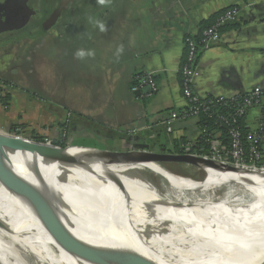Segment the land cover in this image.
Segmentation results:
<instances>
[{"label": "crops", "instance_id": "crops-1", "mask_svg": "<svg viewBox=\"0 0 264 264\" xmlns=\"http://www.w3.org/2000/svg\"><path fill=\"white\" fill-rule=\"evenodd\" d=\"M63 1L27 2L35 11L41 8V27L0 43V77L12 84L5 90L0 128L21 127L26 135L57 142L68 119V144L117 149L126 132L136 129V141L155 150L177 153L184 144L195 153L200 117L175 121L169 133L160 122L187 104L179 74L184 37H200L204 21L234 5L240 7L237 19L220 28L209 48L199 49L194 89L217 96L264 87V0H111L105 6L70 0L50 22ZM97 21L107 30L101 32ZM120 45L124 52L117 59ZM79 49L95 55L78 60ZM148 73L156 90L132 92L136 77ZM258 115L251 108L245 126L251 128ZM223 137L212 131L215 147L224 144Z\"/></svg>", "mask_w": 264, "mask_h": 264}, {"label": "bare ground", "instance_id": "bare-ground-1", "mask_svg": "<svg viewBox=\"0 0 264 264\" xmlns=\"http://www.w3.org/2000/svg\"><path fill=\"white\" fill-rule=\"evenodd\" d=\"M0 168V221L8 227L0 226V264H98L68 252L32 203L3 183L7 179L26 182L46 195L60 190L91 216L80 222L69 210L58 214L72 238L86 244L75 248L91 256L104 248L138 254L153 264H264V170H216L211 172L218 174L215 180L196 182L151 162L46 165L24 153L7 154ZM145 169L168 180L179 196L171 198L151 183L141 173ZM56 174L62 182L58 188ZM234 183L242 184L240 193L231 189L215 197L218 187ZM185 192L192 194L190 199H182ZM94 222L100 223L96 230ZM129 259L118 257L112 264Z\"/></svg>", "mask_w": 264, "mask_h": 264}, {"label": "water", "instance_id": "water-1", "mask_svg": "<svg viewBox=\"0 0 264 264\" xmlns=\"http://www.w3.org/2000/svg\"><path fill=\"white\" fill-rule=\"evenodd\" d=\"M69 1L70 0H64L56 9V11L54 12L56 17L59 16L60 11L66 6ZM27 2L28 0L0 1V25L4 23L6 25L8 24L9 26L7 29L0 27V32L15 27L19 28L27 24L28 18L34 13L33 7L30 6ZM55 16H53L52 14L51 22L54 20ZM18 19L22 21L15 25L13 22ZM2 41L3 38L0 39V43ZM141 91L151 92L148 87L143 88ZM122 140L124 142V145H122L120 149H101L74 144H67L65 146L46 145L43 143L32 142L18 136H12L8 133L5 134L0 132V160L5 159L7 154L24 153L34 155L46 165L51 164L54 161L60 162L63 165L70 166L81 165L84 162L90 161H103L108 164L121 162H151L157 164L165 172L179 177L184 176L175 174L172 171L168 170L163 166V163L176 162L192 165L203 170L206 174L207 172H214L216 170L218 172L242 171L246 173L264 170V168L239 167L226 161H220L204 155L190 153L189 150H186V152L184 153L167 152L164 150V148H160L159 150L155 151V148H153L149 144L138 143L136 141L138 140V136L134 134L126 135L122 138ZM1 171L2 170L0 168V179L3 180V177H1ZM214 175L218 174L216 173ZM205 178L199 180L198 182L204 181ZM58 180L59 177L56 174L55 178L53 177V182L56 188L60 187V185L62 184V182H58ZM3 183L6 186H9L11 192L20 194L27 198L36 209L38 218H40V220L48 226V229L51 230V232L55 233L57 239L61 242V244L65 246L67 251L76 255L77 257H81L84 255L86 259H96L98 264H112L116 260L118 261V257H125L130 255L129 261H121L117 262V264H153L144 257L130 252H121L117 250H115L114 252H109L104 250V248H101L99 254H97L96 256H91V253L87 252V250L83 251V249H76L75 247L82 248L81 245L85 246L86 244L76 239L74 240L68 233V231L62 226L58 219V216L65 211L68 212V210L71 214V218L77 219L80 222L87 220L89 222L91 216L86 214V212H84L83 210L78 209L74 204L67 200L60 190H51L48 192V195H46L47 193L45 194L36 191L26 182L21 183L17 180L7 179ZM99 224V222H94L93 229L96 230ZM0 226L3 228H8L2 221H0Z\"/></svg>", "mask_w": 264, "mask_h": 264}, {"label": "built area", "instance_id": "built-area-1", "mask_svg": "<svg viewBox=\"0 0 264 264\" xmlns=\"http://www.w3.org/2000/svg\"><path fill=\"white\" fill-rule=\"evenodd\" d=\"M239 6H230L219 13L214 22L204 28L200 37L194 38L190 34L184 37L186 54L183 63L179 68L181 79V91L186 99V107L178 112H171L163 121L160 122L169 133L172 130V124L175 121L185 120L191 117L199 118L203 115L211 120L213 128L200 126L198 142H205L211 147L210 154H199L209 158L226 161L230 164L243 168H264L262 163V145L264 142V87L256 85L247 92L231 95H204L200 96L194 89L195 78L198 76L197 57L199 49H207L220 37V28L227 22H233L239 14ZM12 84L0 77V109L5 107V90ZM148 87L151 92L156 90L155 81L150 73L136 77L135 84L131 86V91L136 92L139 89ZM217 105L226 108L225 113L214 109ZM257 107L259 110L258 118L251 128L247 137V146L244 143L240 121L244 119L251 108ZM69 116V114H68ZM68 119L62 125L60 137L54 142L49 137H40L33 134H24L21 127L12 130L0 128V132L8 133L12 136H18L32 142L43 143L46 145L65 146L68 144L67 129ZM224 131L229 140V146L222 145L219 148L214 146L212 141V131ZM136 133V129L126 132V135ZM201 150L203 146H200ZM177 153H184L188 149L184 144L179 147Z\"/></svg>", "mask_w": 264, "mask_h": 264}, {"label": "rangeland", "instance_id": "rangeland-1", "mask_svg": "<svg viewBox=\"0 0 264 264\" xmlns=\"http://www.w3.org/2000/svg\"><path fill=\"white\" fill-rule=\"evenodd\" d=\"M33 33H35V31ZM68 114H69V116H68ZM68 114H67V117L70 118L71 113L68 112ZM121 147H118L117 149H120ZM157 150H155V151H157ZM171 167L175 171H180V172H183V173H187L188 175H194L197 172V169H195L191 165L189 166V165L183 164V163L173 164ZM141 173L144 175V177H146L149 181H151V183H153L154 185H156L157 187H159V189H161L164 192L167 191L166 192L167 195L168 196L171 195L170 196L171 198H174L175 199L177 196H179L178 193H176V192H174V191L171 190V188H170L171 185H170V183H169L168 180L162 179L161 176H159L157 174H154V173L150 172L147 169L143 170ZM196 176H198V175H196ZM187 178H190V177H187ZM216 178L217 177L214 174H212L211 172H207L206 178L202 182H211V181L215 180ZM191 179H193V178H191ZM193 180H196V182L199 181V179H195V178ZM240 185H242V184H240ZM240 185L234 183V184H229V186L228 185L227 186H220V187L217 188V190L215 191L214 195L217 198L224 197L228 193V191L231 190V189L234 191V193L238 194L241 191V186ZM183 195L185 197H182V199H184V198L190 199V197H188V196H190L192 194L185 192ZM242 196L244 197L245 201H247V200L249 201V197H247V195L242 194ZM200 197L204 198V196H200ZM151 235L152 234H150V235L148 234L147 235L148 238H152Z\"/></svg>", "mask_w": 264, "mask_h": 264}, {"label": "trees", "instance_id": "trees-1", "mask_svg": "<svg viewBox=\"0 0 264 264\" xmlns=\"http://www.w3.org/2000/svg\"><path fill=\"white\" fill-rule=\"evenodd\" d=\"M216 16L214 17V19H210L208 21H204L202 23V28H206L209 25H211L214 22ZM214 109H217L219 112H223V113H225V111H226V108L222 107L221 105H217L216 107H214ZM225 114H227V113H225ZM200 123H201V126H206L208 129L209 128H213V124H212L211 120L208 119L207 117L203 116V115H200ZM240 125H241V131H242L243 140H244L245 145L247 146V143H248L247 137H248L250 131H249V128L246 127L245 124H243V120L240 121ZM218 131H220V130H218ZM220 132L224 136L223 137L224 145H226V147H228L229 146L228 138L226 137L224 131H220ZM61 146H64V145L62 144ZM200 146H203L204 149H207V145L205 144V142L202 143L200 141L197 143V147L198 148L191 147V149H192V151H195V152H197L199 154L207 153V151L204 152V151L200 150V148H199ZM176 152H179V151H176ZM208 154H210L209 151H208ZM173 164H177V163L176 162H164L163 166L165 168H167L168 170L172 171L173 173L178 174V175H182V176H185V177H190V178H193V179L195 178V179H199V180H202V179H204L206 177V173L203 170H201V169H199V168H197L195 166L191 165L192 167L197 169V172L194 175H188L187 173H183V172H180V171L173 170L172 167H171ZM196 175H198V176H196Z\"/></svg>", "mask_w": 264, "mask_h": 264}, {"label": "flooded vegetation", "instance_id": "flooded-vegetation-1", "mask_svg": "<svg viewBox=\"0 0 264 264\" xmlns=\"http://www.w3.org/2000/svg\"><path fill=\"white\" fill-rule=\"evenodd\" d=\"M31 1L32 0H28V3H30ZM40 10H41L40 7H39V9L37 8L36 11L34 10V13L28 18V21H27L26 25H24L22 27H19V28L15 27V28L0 32V39L1 38H5L6 40L12 41V40H15L17 38V36L20 35V34L24 35V34L28 33V35H29V34L33 33L34 31H36L35 30L36 27H41V23L38 20V16L40 14ZM54 15L55 14L53 12V16ZM20 19L14 21L13 23L15 25H17L18 23H20L22 21ZM0 27L7 29L9 26H8V24L6 25V24L3 23V24L0 25Z\"/></svg>", "mask_w": 264, "mask_h": 264}, {"label": "clouds", "instance_id": "clouds-1", "mask_svg": "<svg viewBox=\"0 0 264 264\" xmlns=\"http://www.w3.org/2000/svg\"><path fill=\"white\" fill-rule=\"evenodd\" d=\"M98 4L101 6H105L107 4L111 3V0H97ZM98 28L101 32L106 31V26L104 23L97 21ZM124 52V46L120 45L116 48L115 56L117 59L120 57V55ZM76 59L78 60H85L88 57H93L95 55L94 51L92 50H85V49H79L74 53Z\"/></svg>", "mask_w": 264, "mask_h": 264}]
</instances>
